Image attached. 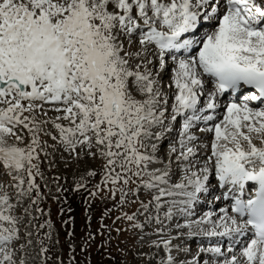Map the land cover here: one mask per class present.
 Returning a JSON list of instances; mask_svg holds the SVG:
<instances>
[{"label":"snow or ice","instance_id":"obj_1","mask_svg":"<svg viewBox=\"0 0 264 264\" xmlns=\"http://www.w3.org/2000/svg\"><path fill=\"white\" fill-rule=\"evenodd\" d=\"M0 264H264V0H0Z\"/></svg>","mask_w":264,"mask_h":264},{"label":"rangeland","instance_id":"obj_2","mask_svg":"<svg viewBox=\"0 0 264 264\" xmlns=\"http://www.w3.org/2000/svg\"><path fill=\"white\" fill-rule=\"evenodd\" d=\"M73 211L77 218V223L80 224L83 217V203L79 198L76 199L75 203H72Z\"/></svg>","mask_w":264,"mask_h":264}]
</instances>
